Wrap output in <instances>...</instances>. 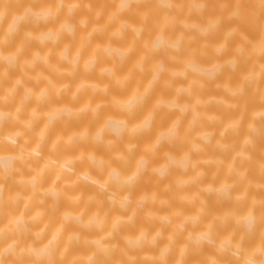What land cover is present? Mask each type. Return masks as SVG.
Listing matches in <instances>:
<instances>
[{
    "label": "clouds",
    "instance_id": "obj_1",
    "mask_svg": "<svg viewBox=\"0 0 264 264\" xmlns=\"http://www.w3.org/2000/svg\"><path fill=\"white\" fill-rule=\"evenodd\" d=\"M0 264H264V0H0Z\"/></svg>",
    "mask_w": 264,
    "mask_h": 264
}]
</instances>
